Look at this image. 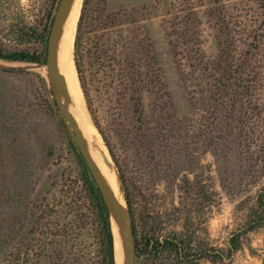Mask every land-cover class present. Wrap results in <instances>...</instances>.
Returning a JSON list of instances; mask_svg holds the SVG:
<instances>
[{"label": "rangeland", "instance_id": "rangeland-1", "mask_svg": "<svg viewBox=\"0 0 264 264\" xmlns=\"http://www.w3.org/2000/svg\"><path fill=\"white\" fill-rule=\"evenodd\" d=\"M59 2L0 0V49L38 46L33 34L50 30ZM86 30L93 114L80 83L81 91L138 234H181L191 220L197 242L227 249L264 184V0H93ZM95 36L110 47L104 64L90 49ZM126 72L144 79L126 87ZM50 86L44 64L0 59V264H37L39 236L22 228L28 207L53 193L76 200L82 187L83 158ZM88 227L64 243L62 261L101 264L93 221ZM241 241L223 262L201 264H264V226ZM27 243L36 244L28 259ZM57 250L38 264H51Z\"/></svg>", "mask_w": 264, "mask_h": 264}, {"label": "trees", "instance_id": "trees-1", "mask_svg": "<svg viewBox=\"0 0 264 264\" xmlns=\"http://www.w3.org/2000/svg\"><path fill=\"white\" fill-rule=\"evenodd\" d=\"M92 2L93 0H83L74 41V60L81 87L88 103V108L93 114L86 79L87 47L85 41L86 33L88 32L86 30V21L88 18L89 6ZM111 18L112 16L110 15L108 18V21H111L110 23H112ZM104 26L106 29L108 24H105ZM49 32L50 30L46 29L43 32L33 34L36 38L34 42L39 43V45L33 46L32 49H23L13 52H3L0 49V59L14 62L45 63ZM93 43V46L90 48L94 49L92 55L96 58L97 62L104 64V54L107 53L104 48L110 50V47L101 43L100 37L98 36H95ZM90 49L89 51L91 53L92 50ZM124 64L129 65L131 69V66L127 61H124ZM124 64H121L123 70H125ZM8 70L15 71L14 69ZM131 73L126 72V74L122 75V80L123 83H126V87L128 85H136L144 79L142 77L139 80L135 77L133 78ZM132 92H136L137 94V89L132 90ZM143 110L144 108L142 111ZM93 121L99 128V123L94 116ZM79 155L82 157L81 154ZM111 155L118 167V163L112 152ZM82 162L84 165L81 175L82 187L77 191L76 200L71 198L69 201L63 197H58L53 193L51 197L46 196L36 199L33 202L34 205L28 207L30 212L24 216L26 222L22 225V228L25 230L24 233L26 236L30 237L36 234L39 236L36 238L39 242L37 264L45 257L49 256L47 255V252L50 247L58 249L56 251V257H54L55 259L51 264H83L79 259H74V261L71 262L66 258L65 261H62L64 256L63 245L64 243L72 242V240L79 237L81 234L89 233L88 224L91 221L94 223V228H92V230L96 233L98 244L100 245V263L116 264L110 214L98 186L89 173L85 161L82 160ZM119 172L124 187H126L124 174L121 170H119ZM192 183L193 182L190 181L189 178L185 179L184 185L189 192H191V188L193 190L194 185H196H193ZM198 194H202V191H198ZM126 199L133 218L137 249L136 259L142 255H148L161 264H201V260L203 259H210L215 263L223 262L226 258L231 256L233 252L243 246V242L241 241V236L243 234L264 226V184L260 187L255 196L254 206L248 214L245 225L236 234L230 237L227 249L208 245L203 246L201 242H197L195 228L189 224L191 220L186 222V230L185 232H181V234L173 233L161 237L155 235V231L152 232L151 230H146L141 232V234H138L140 232L135 223L133 205L128 192H126ZM34 212H37V214H34ZM35 215L36 218L31 223L29 217ZM61 237H64L65 239H62ZM32 246H36V244L30 243L26 245L25 255H27V259L29 258L28 251H30ZM136 263H138V260ZM16 264L23 263L16 262Z\"/></svg>", "mask_w": 264, "mask_h": 264}, {"label": "bare ground", "instance_id": "bare-ground-1", "mask_svg": "<svg viewBox=\"0 0 264 264\" xmlns=\"http://www.w3.org/2000/svg\"><path fill=\"white\" fill-rule=\"evenodd\" d=\"M82 0H73L68 8L63 23L62 31L57 44V71H58V92L63 93L65 97V107L67 114L75 121L77 127L82 132V140L87 150L91 154L95 164L101 173L104 181L113 191L115 197L122 207V217L126 216V203L123 201L122 191L117 185L118 175L115 167L107 154L105 148L97 136V131L88 116L80 82L77 76V68L75 66L73 56V44L76 31V25L80 14ZM46 67V74L50 85L53 81V75L49 67ZM57 93H53L54 99ZM82 121H81V120ZM89 133V134H88ZM91 138H90V136ZM92 139V140H91ZM112 228L115 244V256L117 264H123L124 249L122 246V234L118 231L119 226L116 217L112 213ZM123 233L126 229H122Z\"/></svg>", "mask_w": 264, "mask_h": 264}, {"label": "water", "instance_id": "water-1", "mask_svg": "<svg viewBox=\"0 0 264 264\" xmlns=\"http://www.w3.org/2000/svg\"><path fill=\"white\" fill-rule=\"evenodd\" d=\"M73 0H60L59 5L57 7L55 16L52 21V25L49 32V37L47 41V53H46V62L45 63H39V64H46L53 75V81L51 84V91L54 93L58 92V71H57V44L58 40L62 31L63 23L65 20L66 12L68 8L70 7ZM7 68H32L30 66L28 67H16L11 65H4ZM55 102L58 108V111L60 113L61 119L63 123L66 126L67 131L72 136L75 144L78 147L79 152L81 153V156L83 160L85 161V164L87 165L89 172L95 181L96 185L98 186L101 195L105 201V204L108 208L109 214H110V220H111V214L113 213L114 216L117 219L119 229L118 231L122 234V246L124 249V258H123V264H136V236L134 232L133 227V218L132 213L130 211L127 199L125 197L126 201V216L125 219L122 217V207L115 197L113 191L109 188V186L104 181L101 173L99 172L95 161L93 160L91 154L87 150L85 144L82 140V132L77 127L75 121L67 114L66 107H65V97L63 93H59L55 97ZM112 227V223H111ZM126 229V232L123 233L122 229ZM113 232V228H112ZM114 237V235H113Z\"/></svg>", "mask_w": 264, "mask_h": 264}]
</instances>
